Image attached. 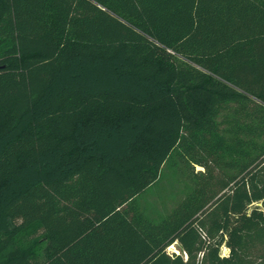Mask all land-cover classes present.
Here are the masks:
<instances>
[{"label": "trees", "instance_id": "trees-1", "mask_svg": "<svg viewBox=\"0 0 264 264\" xmlns=\"http://www.w3.org/2000/svg\"><path fill=\"white\" fill-rule=\"evenodd\" d=\"M0 264H264V0H0Z\"/></svg>", "mask_w": 264, "mask_h": 264}, {"label": "rangeland", "instance_id": "rangeland-1", "mask_svg": "<svg viewBox=\"0 0 264 264\" xmlns=\"http://www.w3.org/2000/svg\"><path fill=\"white\" fill-rule=\"evenodd\" d=\"M188 186L189 179L185 169L167 162L157 181L137 196V203L152 217L165 215L184 197ZM167 250L170 253L182 252L177 242L170 245ZM228 252L229 249L225 247L223 253ZM39 253L42 255V251Z\"/></svg>", "mask_w": 264, "mask_h": 264}]
</instances>
